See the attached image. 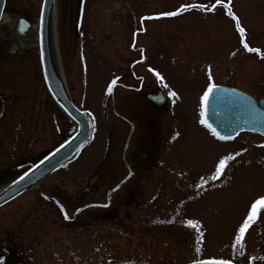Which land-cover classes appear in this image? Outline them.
I'll use <instances>...</instances> for the list:
<instances>
[{
    "label": "rangeland",
    "instance_id": "rangeland-1",
    "mask_svg": "<svg viewBox=\"0 0 264 264\" xmlns=\"http://www.w3.org/2000/svg\"><path fill=\"white\" fill-rule=\"evenodd\" d=\"M4 1L5 24L18 16L29 18L32 27L21 42L36 49L42 0ZM213 2L55 0V61L73 102L93 116L95 133L36 188L0 207V264H185L208 259L264 264V209L243 239L234 241L251 201L264 194V137L242 132L220 140L200 123V98L209 73L214 84L264 98V0H224L227 8L157 16L183 4L212 8ZM229 8L243 34L227 14ZM242 39L260 51H247ZM149 68L160 73L163 83ZM13 75L23 77L18 92H30H17L19 99L0 118V189L75 129L45 87L38 59H1L0 78ZM135 76L141 78L139 87L124 85L135 84ZM157 88L166 101L153 107L145 93ZM226 155L233 159L220 177L210 179ZM128 168L133 174L119 188V198L116 193L108 208H86L72 221L44 197L56 198L70 216L84 204L104 203L105 191ZM135 187L132 205L129 197L128 205L120 203ZM187 220L196 223L188 225Z\"/></svg>",
    "mask_w": 264,
    "mask_h": 264
},
{
    "label": "water",
    "instance_id": "water-1",
    "mask_svg": "<svg viewBox=\"0 0 264 264\" xmlns=\"http://www.w3.org/2000/svg\"><path fill=\"white\" fill-rule=\"evenodd\" d=\"M53 1L42 0L41 5L38 30L41 69L48 91L61 109L76 123V130L70 137L4 186L0 190V206L27 189L34 187L41 180L52 174L68 162L91 138L93 129L92 120L71 101L55 61L51 39ZM3 4L4 0H0V14ZM27 25L23 19L18 20L16 26L19 28L17 29L18 33L23 34ZM217 86L210 93L208 101L205 103L204 119L221 135H226L230 138L235 137L241 131L264 135L263 98L256 101L249 94L241 90L221 85ZM147 98L157 104H162L165 100L164 95L160 91L148 94ZM50 199L54 200L53 198ZM199 261L202 260L196 262ZM192 262L187 264H192Z\"/></svg>",
    "mask_w": 264,
    "mask_h": 264
},
{
    "label": "flooded vegetation",
    "instance_id": "flooded-vegetation-1",
    "mask_svg": "<svg viewBox=\"0 0 264 264\" xmlns=\"http://www.w3.org/2000/svg\"><path fill=\"white\" fill-rule=\"evenodd\" d=\"M17 18H23L27 23H29L30 25L32 24L31 20L29 18L25 17V16H18V17H16V19ZM16 19L10 25L9 24H5L6 20H4V18L0 20V60L2 59V60H6V61L10 62V61H13V60H16V59H20L21 60L23 58L24 59L26 58L28 60H32L33 59V61L35 62L38 59V50H37V48L34 49L31 46H24L23 43L21 42V40L24 39V36H26L29 33L30 30H28L27 33L24 36H18L17 33H16V29H15V25H16V21H17ZM36 71L37 70H35V72H34V74H36L34 79H35V83H38V75H37ZM20 72L22 73V71H19V73ZM13 73H8V74H13ZM22 79H23L22 75H13L11 77H7L5 80L2 79V77L0 78L1 83L8 82V84L6 85L7 88L6 87H1V83H0V118L5 116L7 109H9L10 106L17 99H19V94L21 92H23V91H29L30 92V90H28L27 88L26 89H21L18 92V87L17 86L19 85L20 82L23 81ZM133 79L136 81L135 84H124V85H130L131 87H134V88L139 87V85L142 83V81H140L141 78L138 79V77L135 76ZM149 84H150V82L149 83L147 82L145 84V88L146 89L150 88ZM8 85H10L11 87H8ZM21 85H24V84H21ZM133 85H135V86H133ZM124 87H129V86H124ZM10 89H12V91ZM156 90H159V89L157 88ZM156 90H150V91L148 90L145 93V98H146V94L148 92H152V91H156ZM150 104L153 107L159 106V105H156V104H154L152 102H150ZM121 120H122L121 122H127V120L124 117H122ZM123 153L124 152L121 151V155ZM144 154H145V152L142 153V156ZM131 174H133V170L131 168H128L127 174L123 178H121L120 181L117 183L118 187L114 191L111 192L110 200H106L107 196L109 195V194H107V190H106V192H105V202L109 201V204L107 206H103V207H100V208H108V206L112 202L113 196L116 193H117V196L119 198V188L123 187L125 181H127L131 177ZM136 191H137L136 187L135 188H131V190H128L127 194H126V197L125 198H123V197L120 198V200H119L120 203H122L123 205H128L129 203H131L129 205H132V203L135 200V199L133 200V198L136 195ZM112 193H113V195H112ZM122 196H123V194H122ZM127 197H129V201H130L129 203H126V201H125Z\"/></svg>",
    "mask_w": 264,
    "mask_h": 264
},
{
    "label": "snow or ice",
    "instance_id": "snow-or-ice-1",
    "mask_svg": "<svg viewBox=\"0 0 264 264\" xmlns=\"http://www.w3.org/2000/svg\"><path fill=\"white\" fill-rule=\"evenodd\" d=\"M217 5H224L226 8L228 7V5L224 4V0H215V4L212 5V8H208L206 5L196 4V3L183 4L179 8L175 9V11L160 12L157 14V16H161V17L175 16V15L179 14L182 9H190V8L191 9L201 8L205 11H211ZM227 14L229 16H232V18L236 21L237 30L241 34H243L244 29L242 27H240V23H239L238 18L233 14V12L230 10V8H229ZM133 35H135V33ZM241 43H244L243 39L241 40ZM244 48L247 49V51L253 52V53H258L260 51V49H258V48L249 47V45L247 43H244ZM141 51H143V50H141ZM149 71L153 72L155 74V76L157 77V79L160 80L161 83H163V78L161 77V75L158 71H156L155 69H152V68H149ZM211 80H212V77H211V74L209 73V83L207 84V87L204 90L203 95L200 98V100H201L200 123L203 124L205 127H207L211 131L213 136L218 137L220 140H227L230 138L229 136L221 135L215 128L212 127L211 124H209L207 122V120L204 119L205 103L208 101L210 93H212L214 91V89H216L218 87L216 84L212 83ZM115 83H116V80L114 79L113 81H111L108 84V88H107L108 92L112 91L113 84H115ZM165 87H167V85H165ZM169 95L175 96L176 94L174 92L170 91ZM231 159H233V157L231 155H226V156L219 158V160L215 164V171L211 175L210 179L216 180L218 177H220L222 172L225 169L226 162L231 160ZM25 175H27V173H25ZM201 180L203 182V177H201ZM202 186H203V183L197 185L198 188H200ZM262 209H264V194L258 195L256 198H254L251 201L249 207L247 208L246 215L242 218V221L240 222L238 228L235 230L234 241L236 243H239L243 239L245 232L248 229L250 223L256 219L258 212L261 211ZM61 211L62 212L64 211L63 207H61ZM65 219H69V216L66 213H65ZM186 223L188 225L194 226L196 222L193 220H187ZM192 264H230V261L218 260V259H208V260H202L199 262L193 261Z\"/></svg>",
    "mask_w": 264,
    "mask_h": 264
}]
</instances>
